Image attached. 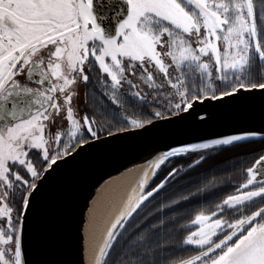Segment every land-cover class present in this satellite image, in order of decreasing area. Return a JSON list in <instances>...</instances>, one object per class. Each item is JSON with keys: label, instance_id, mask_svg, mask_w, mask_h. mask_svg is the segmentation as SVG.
<instances>
[{"label": "snow or ice", "instance_id": "6c2138e0", "mask_svg": "<svg viewBox=\"0 0 264 264\" xmlns=\"http://www.w3.org/2000/svg\"><path fill=\"white\" fill-rule=\"evenodd\" d=\"M233 103L264 120V0H0V264H43L33 228L71 163ZM145 163L102 226L90 211L88 264H264V124Z\"/></svg>", "mask_w": 264, "mask_h": 264}, {"label": "water", "instance_id": "95a60500", "mask_svg": "<svg viewBox=\"0 0 264 264\" xmlns=\"http://www.w3.org/2000/svg\"><path fill=\"white\" fill-rule=\"evenodd\" d=\"M209 111L212 118L206 124L197 125L189 118L145 136L125 137L100 146L67 166L51 182L41 221L33 228V261L88 264L86 237L90 211L95 209L97 214L123 186L122 183L134 177L146 164L149 154L162 144L207 138L230 129L260 130L264 124L259 104L217 105ZM132 181V185L137 182ZM131 190L132 187L128 195Z\"/></svg>", "mask_w": 264, "mask_h": 264}, {"label": "bare ground", "instance_id": "6f19581e", "mask_svg": "<svg viewBox=\"0 0 264 264\" xmlns=\"http://www.w3.org/2000/svg\"><path fill=\"white\" fill-rule=\"evenodd\" d=\"M146 167H147V165L145 164L136 172V175L134 177H132V175H131V177H132L131 179H127L126 181H124L122 183L123 186L115 193L114 197H111L109 199V202L105 206H102L98 210L96 216H97V219L101 222V226H102L103 222L110 219L119 210L121 203L128 196L131 187L134 186V185H132V182H133L132 180L137 181V178H139L143 174V170ZM149 173H150V170H149ZM99 239H100V230L94 229L91 226L90 220H89V222L87 223V237H86V247H87L88 260H89L90 254H91L90 249H91V244H92L93 240L99 241Z\"/></svg>", "mask_w": 264, "mask_h": 264}, {"label": "trees", "instance_id": "16d2710c", "mask_svg": "<svg viewBox=\"0 0 264 264\" xmlns=\"http://www.w3.org/2000/svg\"><path fill=\"white\" fill-rule=\"evenodd\" d=\"M256 142L259 143L258 140H257ZM225 155L229 157V160L226 161V162H222V163L219 165V167H221V168L226 167L227 163H231V153H230V151H226V152H225ZM228 171H231V169H228ZM216 174H217V175H224V173H222V172H217ZM160 178H162V177H157L155 182H158V180H159ZM185 179H187V177H185Z\"/></svg>", "mask_w": 264, "mask_h": 264}, {"label": "flooded vegetation", "instance_id": "af4514ba", "mask_svg": "<svg viewBox=\"0 0 264 264\" xmlns=\"http://www.w3.org/2000/svg\"><path fill=\"white\" fill-rule=\"evenodd\" d=\"M225 191H227V190H225ZM220 194H224V193H220Z\"/></svg>", "mask_w": 264, "mask_h": 264}]
</instances>
